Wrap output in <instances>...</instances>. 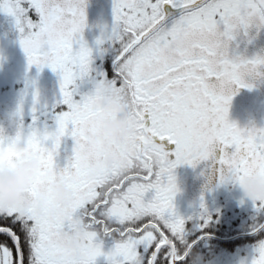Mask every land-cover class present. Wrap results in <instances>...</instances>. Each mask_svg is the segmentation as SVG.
<instances>
[{"label":"snow or ice","instance_id":"6c2138e0","mask_svg":"<svg viewBox=\"0 0 264 264\" xmlns=\"http://www.w3.org/2000/svg\"><path fill=\"white\" fill-rule=\"evenodd\" d=\"M87 2L0 0V12L15 18L29 68H50L60 76L62 99L56 106L38 108V92L30 108L23 99L17 106L28 151L42 165V178L27 199L46 183L53 202L57 181L67 182L75 194L63 218L27 207L0 212V220L19 225L27 264H97L101 256L106 264H190L189 250L200 251L212 216L203 202L196 215L177 211L174 170L206 162L209 182L217 186L264 176V127H240L229 118L238 91L254 88L251 78L264 76V55L249 59L229 52L241 32L264 29V0H114V26L97 41L99 55L112 57L103 71L94 66V50L84 40ZM178 34L185 37L182 46L171 43ZM101 80L130 110V134L115 145L132 161L125 174L104 164L103 121L119 113L101 102L96 91ZM85 81L94 84L92 91H81ZM185 98L190 102L182 106ZM69 136L73 155L60 167L57 156ZM19 156L13 137L0 130V166L13 165ZM96 168L103 173L92 178ZM252 205V232L260 235L264 203ZM80 229L84 244L71 247ZM0 234L16 250L14 259L12 249L0 244V264H25L21 236L2 224ZM109 237L114 246L105 252ZM254 253L252 264H264V239Z\"/></svg>","mask_w":264,"mask_h":264},{"label":"trees","instance_id":"16d2710c","mask_svg":"<svg viewBox=\"0 0 264 264\" xmlns=\"http://www.w3.org/2000/svg\"><path fill=\"white\" fill-rule=\"evenodd\" d=\"M33 18L36 19V16L33 15ZM0 20L8 21L10 20V15L0 12ZM0 55V57L5 56L4 54ZM109 74L110 76L112 75L111 72ZM42 79L44 80L33 89V92H38L40 95L41 102L38 98V103H44L42 102L44 101L43 99L47 101V104L43 108L54 107L60 101L59 98L52 99L54 92H56L54 95L55 98L58 95V86L48 83L49 79L45 71L43 72ZM51 79L53 80L50 83H53L57 78L51 77ZM81 88L85 92H90L94 89V85L81 86ZM12 89L17 92L18 99L15 100L17 101L16 104H19L23 99L27 108H29L28 105L32 106L33 102L29 104L26 98L29 94L26 81L24 82L21 79L16 87H11L8 84L0 87V94L4 93L9 96L12 94ZM5 91L7 92L5 93ZM250 94L251 89L242 88L236 95L248 97ZM0 103V114L10 110L15 105V103L12 104L10 99L1 101ZM229 118L240 127L253 125L256 127H264V101H259L256 108L255 104L251 103L248 98H242L240 102H231ZM61 162L62 160L58 162V165L63 167L64 165ZM206 168V162H202L196 167L181 165L180 168L174 170L176 183L179 188L174 201L176 209L181 215L190 216L202 211V202L206 206L208 213L212 216V222L204 230L208 235L199 241V245L200 251L204 253L206 259L211 261V264H252L255 254L254 247L259 240L264 239V233L256 235L252 232L256 218L252 202L250 200L244 201L247 199L241 196L242 191L238 184L228 183L217 186L216 182L210 183ZM238 209L247 210L243 214H239ZM261 219H264V217ZM0 224L12 227L21 236V246L25 253V264H27V245L24 244V234L20 231L19 225L11 224L10 220H0ZM110 226L116 227V225ZM105 240H108L112 247L114 246V240L112 238L109 237ZM0 244H7L13 251L14 259L16 258L15 247L7 236L0 234ZM97 264H106L105 258L99 257Z\"/></svg>","mask_w":264,"mask_h":264},{"label":"clouds","instance_id":"9594fccd","mask_svg":"<svg viewBox=\"0 0 264 264\" xmlns=\"http://www.w3.org/2000/svg\"><path fill=\"white\" fill-rule=\"evenodd\" d=\"M184 42L183 34L176 35L171 41L174 46H182ZM96 91L106 108H115L119 113L116 118L103 121L99 139L107 149L104 164L109 169H115L120 174H125L130 171L132 161L115 145L130 134V110L121 99L119 92L114 90L106 81H99L96 85ZM189 102L190 100L185 98L180 103L183 106ZM0 130L5 135L13 137L14 148L20 153L13 165L4 164L0 166V212H7L11 208L32 207L38 215H47L52 219L65 217L67 207L72 203L75 196L72 187L67 182L57 181L55 183L52 188L53 202L51 203L49 202L46 183L32 200L27 199L33 185L42 178V165L38 154L28 151V134L21 126L17 108L0 114ZM102 173L103 169L101 168L93 169L91 177L95 178ZM52 174L49 171L47 176L50 177ZM238 185L243 196L248 200L253 203H264V176H249ZM84 241L85 229H80L73 233L69 245L80 247ZM189 251L192 256L190 264H211V261L205 258L204 253Z\"/></svg>","mask_w":264,"mask_h":264},{"label":"flooded vegetation","instance_id":"af4514ba","mask_svg":"<svg viewBox=\"0 0 264 264\" xmlns=\"http://www.w3.org/2000/svg\"><path fill=\"white\" fill-rule=\"evenodd\" d=\"M87 27L84 30V40L87 42L88 46L94 50V66L103 71L106 67L111 65L112 57L110 54H105L103 56L99 55L97 49L101 46L97 45V41L103 39L111 31L114 26V0H88L87 2ZM33 20L34 12L29 13ZM1 32L10 39L15 40V44H20V33L16 27L15 18L10 16V20L1 21L0 20V34ZM107 43V42H106ZM16 51H18L16 49ZM21 54L26 56L23 48L20 49ZM230 55L243 56L246 58H253L257 55H264V29L259 31L252 29L247 35L243 32L238 34L236 38L231 42ZM35 66L31 68L34 69ZM46 76L48 77V83L53 80L51 77H56L57 97L55 98V93L52 94V99L59 100L62 99V94L60 90V76L52 71L50 68L44 69ZM23 75V74H22ZM15 76V77H13ZM21 75H18V77ZM11 81L17 78V74L11 72ZM251 82L255 84V87L251 89V94L248 97H241L240 95H235L232 102H240L242 98H248V100L255 104V108L259 101H264V76L258 78H251ZM94 85L90 81L81 82V86ZM55 88V87H54ZM56 91V90H55ZM14 94V93H13ZM15 95V94H14Z\"/></svg>","mask_w":264,"mask_h":264},{"label":"rangeland","instance_id":"374dc122","mask_svg":"<svg viewBox=\"0 0 264 264\" xmlns=\"http://www.w3.org/2000/svg\"><path fill=\"white\" fill-rule=\"evenodd\" d=\"M15 40L10 39L8 37H6L4 35L3 32H1L0 34V54H4L5 56H2V59H0V87H4L5 85H10L11 87H16L18 82L23 79V81L27 82L28 88H29V94L27 95V101L29 102V104H32L33 100H34V96L35 92H33V89L38 86V84L44 80L42 79V75L44 72L39 70L36 66L33 68H29L28 65V59L26 56H22L20 49L22 48L21 44H15L14 42ZM20 43V42H19ZM16 49L18 51H16ZM1 56V55H0ZM5 60V61H4ZM11 72L16 73L17 74V78H14V81H11L10 77L11 76ZM23 74V75H22ZM18 75H21L18 77ZM51 85H56V81L53 83H50ZM57 86V85H56ZM56 90V88H55ZM82 92H85L84 90H82ZM7 91H5L6 93ZM12 94L11 95H7V94H0V102L1 101H7L10 99V101L13 103H15V105H13L10 110H13L15 108H17L18 104H16L18 98H17V92L16 90L12 89ZM15 95H14V94ZM40 97V95L38 96V98ZM40 99V98H39ZM44 103H38V108H43L47 103V101H45V99H43ZM41 102V99H40ZM1 105V103H0ZM28 107L30 108L31 106L28 105ZM66 140H63L61 148L59 150V154L57 156V162H59L60 160H62V165L66 166L69 158H71L72 156V152L74 150V139L69 137H65ZM68 143H67V142ZM69 152V154H68ZM177 168H180V166H178ZM241 196H243V193H241ZM243 198H246L243 196ZM247 199V198H246ZM244 201H249L244 200ZM243 201V202H244ZM235 203V202H234ZM239 210V214H243L244 212H246L247 209H238ZM112 248L111 243L108 242V240H104V250L105 252L109 251ZM100 258H105L103 256H101Z\"/></svg>","mask_w":264,"mask_h":264}]
</instances>
